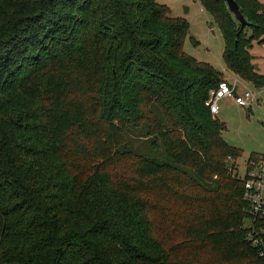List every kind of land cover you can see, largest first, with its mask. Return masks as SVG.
Instances as JSON below:
<instances>
[{
  "label": "trees",
  "instance_id": "trees-1",
  "mask_svg": "<svg viewBox=\"0 0 264 264\" xmlns=\"http://www.w3.org/2000/svg\"><path fill=\"white\" fill-rule=\"evenodd\" d=\"M199 1L263 88L264 5L235 0L242 29ZM189 29L157 0H0V264H264L244 201L264 155L239 168L207 106L234 79L184 52ZM181 217L197 259L162 236Z\"/></svg>",
  "mask_w": 264,
  "mask_h": 264
},
{
  "label": "rangeland",
  "instance_id": "rangeland-1",
  "mask_svg": "<svg viewBox=\"0 0 264 264\" xmlns=\"http://www.w3.org/2000/svg\"><path fill=\"white\" fill-rule=\"evenodd\" d=\"M159 4L166 5L174 18L186 20L189 24V33L185 39L184 52L199 62L211 64L221 71L227 80H240L243 84L240 94L249 91L256 97L250 107H240L231 98L219 103L217 118L224 123L223 139L229 145L243 151L238 160L239 168L245 170L246 162L252 154L264 155V87L257 88L253 84L242 80L226 68L224 63L225 41L222 32L213 17L202 7L199 0H157ZM264 5V0H260ZM187 9H189L187 11ZM254 64L264 75V46L255 43L251 51ZM181 216V215H180ZM172 219V218H171ZM188 221L181 217L177 223L168 221L162 228V236L167 243L184 246L179 252L183 258L197 259L194 249L187 246L189 238L185 233ZM175 226H178L175 229ZM217 264H223L213 256Z\"/></svg>",
  "mask_w": 264,
  "mask_h": 264
},
{
  "label": "built area",
  "instance_id": "built-area-1",
  "mask_svg": "<svg viewBox=\"0 0 264 264\" xmlns=\"http://www.w3.org/2000/svg\"><path fill=\"white\" fill-rule=\"evenodd\" d=\"M242 86V82L236 79L233 86L227 82H222L217 89L211 91L207 106L213 115L219 114V103L227 98L233 99L240 107H249L252 102L256 101L255 95L249 91L234 95V89L239 90ZM244 188V201L251 221L249 225H246L248 229L247 238L253 246L259 249V254L264 259V228L258 229L255 226L256 222L264 221V157L251 164Z\"/></svg>",
  "mask_w": 264,
  "mask_h": 264
},
{
  "label": "water",
  "instance_id": "water-1",
  "mask_svg": "<svg viewBox=\"0 0 264 264\" xmlns=\"http://www.w3.org/2000/svg\"><path fill=\"white\" fill-rule=\"evenodd\" d=\"M229 11L234 15L235 19L241 25V28L244 29L248 25V21L245 16L240 11L239 5L235 0H226ZM189 9H187L188 11ZM234 95H237V88L234 89Z\"/></svg>",
  "mask_w": 264,
  "mask_h": 264
}]
</instances>
